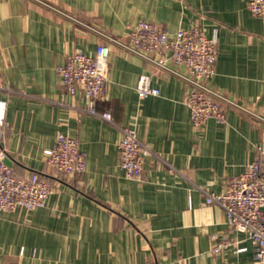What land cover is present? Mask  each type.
<instances>
[{"label": "crops", "instance_id": "obj_1", "mask_svg": "<svg viewBox=\"0 0 264 264\" xmlns=\"http://www.w3.org/2000/svg\"><path fill=\"white\" fill-rule=\"evenodd\" d=\"M247 1L0 0V145L16 176L37 172L51 185L45 206L0 211V264H253L251 241L229 230L220 206L204 203L205 191H224L257 156L264 137V20ZM140 20L170 33L195 24L207 36L216 31L207 83L240 108H227L222 124L195 129L184 80L111 47L96 108L112 122L82 112L57 65L73 52L95 51L101 38L89 27L124 39ZM142 74L158 96L138 97ZM123 126L151 150L138 180L119 166ZM60 132L84 152L82 173L64 176L45 163Z\"/></svg>", "mask_w": 264, "mask_h": 264}, {"label": "built area", "instance_id": "obj_2", "mask_svg": "<svg viewBox=\"0 0 264 264\" xmlns=\"http://www.w3.org/2000/svg\"><path fill=\"white\" fill-rule=\"evenodd\" d=\"M247 8L253 16L264 20V0H248ZM89 28L101 38L95 51L89 55L73 52L56 67L63 90L69 95L81 96L82 112L112 122L109 111L99 112L96 108V101L102 96L108 81L111 47L137 56L157 71L171 72L184 80L188 86L184 104L195 129H201L208 120L222 124L226 120L227 108H240L207 83L215 74L216 31L207 36L204 29L195 24L170 33L151 21L140 20L128 26L126 37L122 39L95 27ZM168 62L184 66L186 73L178 72ZM136 92L139 98L160 93L151 84L149 74L139 76ZM5 109L6 102L0 100V124L4 121ZM117 148L119 166L126 178L140 179L144 158L151 154V150L140 140L135 128L121 127ZM257 149V156L244 165L240 174L229 179L224 191L204 192V203L222 208L229 230L242 233L251 241L253 264H264V137ZM44 155L45 163L64 176L80 174L85 169V154L79 149L77 139L69 134L58 133L54 144L44 150ZM50 192V183L37 172L26 177L16 176L0 145V211L43 207ZM221 246L214 245L212 251L219 252Z\"/></svg>", "mask_w": 264, "mask_h": 264}]
</instances>
